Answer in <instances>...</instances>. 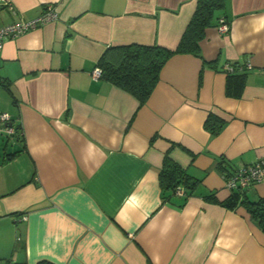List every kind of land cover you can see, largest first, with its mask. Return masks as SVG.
I'll return each instance as SVG.
<instances>
[{
    "label": "crops",
    "instance_id": "1",
    "mask_svg": "<svg viewBox=\"0 0 264 264\" xmlns=\"http://www.w3.org/2000/svg\"><path fill=\"white\" fill-rule=\"evenodd\" d=\"M222 1L199 53L171 55L143 103L94 77L100 56L132 43L174 49L196 0L0 9V26L47 4L57 13L0 51V112L21 126L0 135V264H264V229L222 204L223 161L264 158V0ZM225 63L251 68L228 79ZM209 113L223 120L216 134L204 127ZM165 155L190 175L188 197L163 199ZM245 194L264 196V179Z\"/></svg>",
    "mask_w": 264,
    "mask_h": 264
},
{
    "label": "trees",
    "instance_id": "2",
    "mask_svg": "<svg viewBox=\"0 0 264 264\" xmlns=\"http://www.w3.org/2000/svg\"><path fill=\"white\" fill-rule=\"evenodd\" d=\"M196 8L174 49L162 47L160 45H142L137 43L108 47L100 56L96 67L101 70V78L110 83L128 91L134 95L140 103H143L152 92L156 85L162 66L167 59L177 52L199 53V41L204 35V30L210 25L214 11L221 8L222 0H196ZM234 65L233 72H227L228 79L234 76L245 75L238 73L237 65ZM246 70V69H243ZM4 82L0 80V85ZM13 120V119H12ZM15 124V135L21 133L20 123L13 120ZM223 120L216 115L209 113L204 121V127L212 134L219 132ZM226 161H223L222 170L227 172L232 169ZM159 182L163 193L168 192L163 197L176 195L179 197H188L184 189H192L191 177L182 166L175 162L170 156L165 155L162 166L159 171ZM182 187L183 195L176 194V189ZM209 198V196H207ZM222 204L228 208H234L238 205L244 207L249 216L254 219L258 225L264 229V196L250 200L245 194V190H232L229 197L222 201ZM37 264H54L47 260H41Z\"/></svg>",
    "mask_w": 264,
    "mask_h": 264
},
{
    "label": "built area",
    "instance_id": "3",
    "mask_svg": "<svg viewBox=\"0 0 264 264\" xmlns=\"http://www.w3.org/2000/svg\"><path fill=\"white\" fill-rule=\"evenodd\" d=\"M6 7L12 12H15L14 6L11 0H0V9ZM57 18V13L53 9L51 4L45 5L44 10L38 16L32 19H21L5 25L0 26V51L3 47V43L7 38L17 37L30 29H34L50 20ZM229 26L223 20H219L218 30L220 32L228 31ZM234 65L232 63H225L222 66V71L225 73L233 72ZM250 69L251 65L246 63L243 66H237V69ZM101 70L99 67H95L93 71L94 77H99ZM18 123V122H17ZM15 124L11 115L8 112H0V135L7 138L14 137ZM264 179V158L242 166L233 167L224 174V186L229 192L232 190L240 189L245 190L250 186L260 182ZM184 189L182 187L176 189V194L183 195Z\"/></svg>",
    "mask_w": 264,
    "mask_h": 264
}]
</instances>
